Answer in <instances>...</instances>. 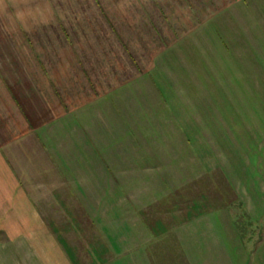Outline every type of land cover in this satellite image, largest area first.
I'll use <instances>...</instances> for the list:
<instances>
[{
	"label": "rangeland",
	"instance_id": "obj_1",
	"mask_svg": "<svg viewBox=\"0 0 264 264\" xmlns=\"http://www.w3.org/2000/svg\"><path fill=\"white\" fill-rule=\"evenodd\" d=\"M235 2L178 65L57 120L0 22V73L36 125L5 154L65 264H264V0ZM22 254L0 264H42Z\"/></svg>",
	"mask_w": 264,
	"mask_h": 264
},
{
	"label": "crops",
	"instance_id": "obj_2",
	"mask_svg": "<svg viewBox=\"0 0 264 264\" xmlns=\"http://www.w3.org/2000/svg\"><path fill=\"white\" fill-rule=\"evenodd\" d=\"M22 1L0 0V22L50 120L151 73L167 72L164 66L182 60L178 52L182 40L191 39L205 20L221 13L223 17L237 4L230 0H26L23 5ZM229 19L223 17L222 27ZM223 33L227 34L225 27L218 33V46L225 40ZM0 126V233L9 249L0 246V253L6 256L15 250L21 258L26 247L42 264H65L64 250L6 157L5 149L34 133L36 125L1 73Z\"/></svg>",
	"mask_w": 264,
	"mask_h": 264
}]
</instances>
